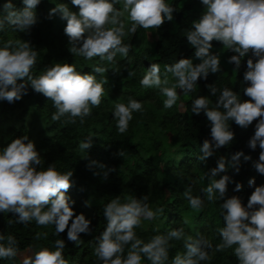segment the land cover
<instances>
[{"label": "clouds", "instance_id": "9594fccd", "mask_svg": "<svg viewBox=\"0 0 264 264\" xmlns=\"http://www.w3.org/2000/svg\"><path fill=\"white\" fill-rule=\"evenodd\" d=\"M21 2L24 7L20 9L12 0H6L0 6V32L9 26L18 33L30 34L38 22L35 10L42 0ZM200 3L203 11L186 33L187 42L195 50L194 57L199 63H194L191 58H180L174 64L164 66L163 77L160 65L152 63L139 83L145 89H158L166 97L163 107L170 109L181 94L187 96L194 92L199 80L206 81L210 74L222 71L220 55L212 51L214 41L234 53L227 59V63L235 66L233 70H239L248 57L243 74V83L248 86L243 89V95L249 99L241 100L240 94L233 89L220 90L215 83L207 84L211 96L220 93L215 104L211 105L209 98L201 95L192 102L191 111L197 116L203 113L211 126V139L203 141L200 161H206L215 150L228 147L235 140L229 121L242 129L255 121V132L247 141V147L253 151L259 147V158L252 161V167L264 176V0H200ZM71 5L78 11L70 10L68 4L61 2L49 10L47 18L59 15L67 22L64 33L69 38L68 50L73 56H82L86 60L99 57L100 61L110 65L116 63L118 54L128 58L132 45L123 42L125 37L134 36L140 29L145 32L159 30L166 21H173L177 11L166 0H71ZM37 57L38 52L31 41L10 39L4 42L0 47V100L20 101L30 87L52 101L55 108L53 121L67 118L65 122L74 124L79 118L83 124L92 115V109L102 103L108 83L104 74L109 69L93 67L92 72L101 76L97 80L92 73L78 72L74 64L55 63L35 76L33 69ZM126 70L129 78L136 75L134 70ZM112 71L120 73L119 68L113 67ZM134 112L143 113V105L138 100L129 98L127 104H114L112 115L119 134L128 131ZM91 146V136L79 144L81 151ZM118 155L125 156V152L121 150ZM241 157L245 162L252 160L242 151L233 154L230 161L223 156L217 160V166L206 173L210 182L202 190L203 197L194 196L191 187L183 192L191 209L196 211L204 209L205 198L208 202L223 201L220 208L224 226L217 229L221 243L213 246L199 233L195 238L186 236L183 227L155 235L145 242L135 230L142 227V221H152L163 215L165 209L153 210L148 194L139 199L129 196L123 203L120 196H116L103 207L107 225L95 238L97 260L101 264H143L145 258L150 264H208L214 253L235 246L234 255L239 264H264V184L257 185L255 177L249 179L248 185L254 191L246 205L239 196L227 197L230 183L235 184L234 192L243 188L242 183L226 174L229 168L239 174ZM41 158L35 142L28 135L12 139L0 148V213L15 216L16 223L35 221L39 226L53 225L54 234L58 236L67 230L68 242L79 247L83 243L80 234L92 235L93 228L83 213H75V201L67 195L73 186L74 171L61 173L53 164L38 170ZM94 164L97 162L92 161L89 167ZM108 171L104 173L105 177ZM184 223L189 221L185 219ZM40 236L37 233L36 239ZM5 240L6 244L3 243ZM180 240L184 241L186 252L177 253L169 260V250L174 246L171 242ZM54 247L55 250L40 248L22 264H70L63 252L65 240L57 239ZM18 252L16 238L0 233V259L13 260Z\"/></svg>", "mask_w": 264, "mask_h": 264}, {"label": "trees", "instance_id": "16d2710c", "mask_svg": "<svg viewBox=\"0 0 264 264\" xmlns=\"http://www.w3.org/2000/svg\"><path fill=\"white\" fill-rule=\"evenodd\" d=\"M5 2L6 0H0V6ZM12 2L18 9L24 7L21 0H12ZM166 3L176 7L177 11L173 14V21H166L159 30H153L155 39L151 47H132L128 58L123 59L126 61L125 64L128 62V66L132 65L136 72H139L141 78L152 63L160 65L161 75L163 76L166 64H174L180 58L196 60L194 57L195 50L187 42L186 33L192 29V21L198 19L203 11L200 0H184L183 2L182 0H166ZM35 11L38 17L41 14L40 5ZM75 11H78V9L75 8ZM13 31L11 27L6 26L5 30L0 32V47L8 40L10 33ZM39 33V25L36 23L31 29V37L35 39L31 44L38 52L37 65L33 69V75H41L47 66L54 65L59 58L64 56L66 60L62 63H75L78 72L92 73L97 76L96 73L92 72L95 65L90 64L89 60L82 56H73L68 50L53 55L39 49L37 46L40 40ZM123 42L129 44L127 43L129 41L124 40ZM221 47V43L214 41L212 51L217 52ZM233 54L230 52L229 56ZM130 58H132L131 61H129ZM247 58L245 57L242 62L243 66L239 70H234L233 73L227 72L226 68L221 65V72L210 74L206 81L199 80L196 90L187 95L183 112L178 114L180 135L178 149L173 154H167L166 151L161 152L159 147L153 153H148L141 144L129 142L128 136L130 135L112 132L110 129L108 131L105 125L100 129H96L88 122L89 117L85 119L83 124L80 123L79 118L74 124L65 122L67 118L53 121L51 117L55 112V108L52 101L42 94L34 92L30 87L28 94L23 96L20 101L9 103L4 100L0 108V148L5 147L12 139L24 135H28L31 139V133L25 124L17 122L18 109L25 112L26 109H23V104L26 102L30 109L45 118L38 129L39 142L35 143L36 149L42 157V163L38 170H44L48 164H53L61 173L74 171L73 186L67 195L72 201H75L73 204L75 213L77 215L83 213L86 219L91 221L93 231L92 235L81 233L80 238L83 243L76 247L72 242H68L67 230L58 236L54 234L55 227L53 225L39 226L35 221L27 224L16 223L15 216L0 213V233L5 236H14L18 241L19 252L28 248H33L36 252L44 247L55 250V241L64 239L66 248L63 252L70 264H101L94 255V249L97 243L95 238L99 237L107 225L103 215L104 205L116 196H120L122 203L126 202L129 196L139 199L143 195H147L149 184L153 186L156 181L161 180L166 190L155 208L163 207L165 212L156 219L155 223H152V231L157 234H166L173 228L183 227L185 233H190L200 232L207 226L211 229L210 241L213 246L221 243V237L217 229L224 226L220 208V203L223 201L208 202L205 198L203 210H192L183 196V192L188 187H180L173 178L175 174L190 172L198 185L197 189H192V194L194 196L199 194L203 197L202 190L210 182L206 177V173L217 166V160L223 156L230 161L233 154L242 151L245 155H250L252 160L245 162L241 157L239 174H234L232 168H229L226 174L232 176L236 182L242 183L243 188L239 192H234L235 184L230 183L227 197L239 196L242 203L246 205L249 196L254 191V188H250L248 185L249 179L255 177L257 185L264 184V176L259 175L252 167V161L259 158L260 149L257 147L253 151L247 147V141L255 132L256 122L254 121L247 129H242L234 121H229L230 129L235 133V140L228 147L215 150L214 154L206 161H200L198 159L202 155L200 148L205 139H211V126L203 113L197 116L191 111L192 102L201 95L208 97L211 105L215 104L220 93L217 92L216 96H211L205 86L207 84L215 83L220 90L225 87L233 89L240 94L241 100L249 99L243 95V89L248 86L243 83ZM230 65L234 69L235 66ZM105 87H107V84ZM105 100L108 101V98H105ZM94 110L93 108L92 112ZM220 111H223V109L221 108ZM90 136L91 148L81 151L79 144ZM118 144H122V151L125 152V156L120 158L117 157L118 151L115 149ZM85 155L88 156V159L84 158ZM96 156L99 159L103 156L100 163L105 165L104 168L89 167L90 158ZM113 168L116 171H108V169ZM106 171H108L107 177L104 175ZM224 174L221 173V175ZM219 178L215 177V179ZM86 202H90V205H86ZM185 219L189 223L185 224ZM9 221H12V223H9ZM37 233L41 234L39 239H36ZM44 233H47V236ZM3 243L6 244V240ZM171 243L174 246L169 250L170 255L175 256L177 253L184 254L186 252L183 240L172 241ZM234 247L224 252L214 253L209 264H239L234 255ZM0 264L22 263L17 255L13 260L0 259Z\"/></svg>", "mask_w": 264, "mask_h": 264}, {"label": "rangeland", "instance_id": "374dc122", "mask_svg": "<svg viewBox=\"0 0 264 264\" xmlns=\"http://www.w3.org/2000/svg\"><path fill=\"white\" fill-rule=\"evenodd\" d=\"M183 1L184 0H182V2ZM61 2L68 4L70 10L75 11V7L71 5V0H42V2L39 4L41 8V14H39L37 17V24L39 25L40 31V40L38 41L37 46L39 49H43L44 51L53 55L59 54L61 52L64 53L70 47L69 38L64 33V28L67 22L60 19L59 15L54 16L52 19L47 18L49 10L55 7L57 3ZM116 7L120 8L121 5H116ZM10 39H23L31 41V43L35 41V39L31 37V32L30 34H26L13 31L9 35L8 40ZM154 39L155 34L152 29L148 30L147 32H145L143 29H140L134 36L129 35L128 37L124 38L125 41H129L127 43L131 44L132 47L139 46L142 48L151 47ZM77 46L79 47L80 45L78 44ZM217 53L220 55L221 65L226 68L227 72L233 73V68L229 63H227L230 51H228L226 48H223L222 46L217 50ZM123 59L124 58L118 54L116 57V63L114 65H110L106 61H100L99 57L89 60L90 64H94L95 66L99 67H105L109 70L104 74L107 77L108 83L107 87H105V95L102 103L99 107L94 108L95 110L88 118V122L95 126L96 129H100V127L105 125L108 131L110 129L112 132L118 133L116 128V120L112 115L114 104H127L129 98L138 100L143 105V113H133V119L129 123L128 131L124 133L125 135H130L128 136L129 142L141 144L148 153H153V151L159 147V151H166L167 154H173L178 149V138L180 135L178 114L183 112L184 102L187 99V96L181 94L180 99L172 108L165 109L163 107V100L166 99V97L162 96L158 89L142 88L139 83L141 79L139 72H136V69H134L132 65L128 66V62L125 64L126 61ZM131 59L132 58H130L129 61H131ZM65 60L66 58L62 56V58H59L58 62L56 63H62ZM193 62L199 63L198 60H194ZM113 67L119 68L120 73L114 74L112 71ZM126 69L134 70L136 75L129 78L128 71ZM100 79L101 76L97 74V80ZM177 92L179 93L180 90L177 89ZM105 98H108V101L105 100ZM3 101L4 100H0V108ZM23 109H26V111L23 112L18 109L17 122L24 123L31 133V140L35 143H38V129L45 118H43L41 115H38L33 109H30L26 102L23 104ZM115 149L119 153V151L123 149L122 144H118ZM118 153L117 157L120 158L121 156L118 155ZM84 158L88 159V156L85 155ZM95 159L98 163L92 166L98 169L99 165L101 164L100 162L103 160V156L100 157V159L97 158V156L93 157L92 159L90 158L89 161L92 162ZM173 179H175V183L182 188L191 187V189H197L198 187L195 178L190 172L175 174ZM165 190L166 188L164 187L161 180L156 181L155 185L153 186L149 184V190L147 191V194L149 195V204L153 210L157 206L160 198L165 194ZM197 196H199V194ZM155 222L156 219L152 221H142V227L135 230L138 237L143 239L145 242H148L151 237L160 235L152 231V223ZM198 233L204 235L210 240L211 229L207 226H205L200 232L186 233V236H192L195 238ZM34 253L35 249L28 248L19 252L18 258L22 263L25 258L31 257ZM173 257V255L169 254V260H171ZM148 263L150 262L143 260V264Z\"/></svg>", "mask_w": 264, "mask_h": 264}]
</instances>
